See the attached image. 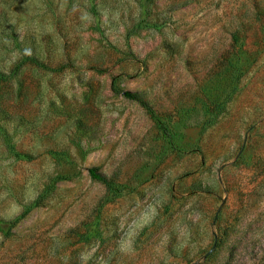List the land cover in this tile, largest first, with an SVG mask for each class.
I'll list each match as a JSON object with an SVG mask.
<instances>
[{
	"label": "rangeland",
	"instance_id": "rangeland-1",
	"mask_svg": "<svg viewBox=\"0 0 264 264\" xmlns=\"http://www.w3.org/2000/svg\"><path fill=\"white\" fill-rule=\"evenodd\" d=\"M142 6L0 0V264H264V0Z\"/></svg>",
	"mask_w": 264,
	"mask_h": 264
},
{
	"label": "trees",
	"instance_id": "trees-1",
	"mask_svg": "<svg viewBox=\"0 0 264 264\" xmlns=\"http://www.w3.org/2000/svg\"><path fill=\"white\" fill-rule=\"evenodd\" d=\"M146 1L147 0H142L143 9H144V6L146 4ZM28 64L29 65H39V63L34 58L23 57L13 66V68L11 69V71L9 73H1L0 72V81H4V80H7V79L13 77L21 67L28 65ZM111 91L116 95H120L126 99H129V100L136 102L145 111L148 118L155 124L157 129L161 132V134L165 138L168 146H172V137H171L169 129L166 126V125H168V123H164L163 120H160L158 114L154 111L153 108H151L143 99L138 97L133 92H130L127 90H120V89H117L114 87H111ZM14 157L17 160H21V161L30 160V157L28 155L22 154V153H15L14 152ZM87 173H88V176L90 179L95 180V181L103 184L107 189L112 190L113 187L111 185V182L109 180H107L104 176H102L101 174L97 173L95 168H89L87 170ZM36 204H37V202L34 201L29 207L25 208L19 216H17L16 218H14L11 221H8V222L0 221V234L3 236H7L10 233V230L12 229V227L23 216H25L32 207L36 206Z\"/></svg>",
	"mask_w": 264,
	"mask_h": 264
}]
</instances>
